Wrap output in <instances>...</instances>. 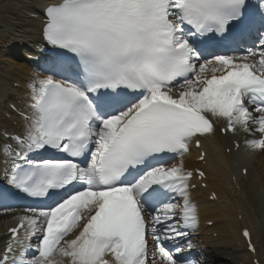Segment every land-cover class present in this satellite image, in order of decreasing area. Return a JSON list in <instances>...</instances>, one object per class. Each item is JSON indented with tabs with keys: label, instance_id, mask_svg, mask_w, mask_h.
I'll return each mask as SVG.
<instances>
[{
	"label": "snow or ice",
	"instance_id": "snow-or-ice-1",
	"mask_svg": "<svg viewBox=\"0 0 264 264\" xmlns=\"http://www.w3.org/2000/svg\"><path fill=\"white\" fill-rule=\"evenodd\" d=\"M45 16L59 51L43 70L62 78L37 75L28 128L0 146V201L42 205L0 264H192L176 243L198 224L184 155L218 131L264 152V0H61Z\"/></svg>",
	"mask_w": 264,
	"mask_h": 264
},
{
	"label": "bare ground",
	"instance_id": "bare-ground-1",
	"mask_svg": "<svg viewBox=\"0 0 264 264\" xmlns=\"http://www.w3.org/2000/svg\"><path fill=\"white\" fill-rule=\"evenodd\" d=\"M45 3L46 0H0V95L4 93L0 98V136L4 129L11 128L14 122L18 123L17 119H5L2 107L10 98L19 99L25 92L26 61L14 49L18 45L30 47L39 41L41 20H34L29 15L40 14ZM14 83H20L23 89H15ZM225 146H229V139L217 134L202 140L208 188L200 190L202 196L196 199L197 202L191 201L201 218L193 232L201 231L202 245L214 247L208 256L220 262L217 264H226L224 256L230 258L231 264H252L254 258L259 264H264V152L258 150L249 159L241 160L233 153L226 155ZM198 157L199 150L192 146L183 157L185 167L197 166L195 160ZM234 162L248 168L247 177L238 176L241 179L239 189L234 188L229 179L231 173H241L234 168ZM209 190L218 194V202L207 200ZM183 204V199L178 198L177 212L183 211ZM21 212L0 213V233L17 222V218L23 215ZM238 215L242 220H237ZM205 221L215 222L213 228H203ZM247 227L257 247L256 255L246 251V244L241 238L242 229ZM207 231L218 234L217 238L205 236ZM204 250L201 249V252ZM61 263L68 264V259L61 260Z\"/></svg>",
	"mask_w": 264,
	"mask_h": 264
}]
</instances>
